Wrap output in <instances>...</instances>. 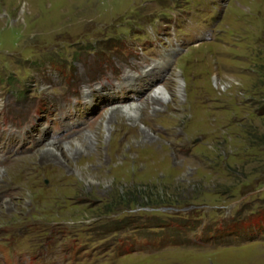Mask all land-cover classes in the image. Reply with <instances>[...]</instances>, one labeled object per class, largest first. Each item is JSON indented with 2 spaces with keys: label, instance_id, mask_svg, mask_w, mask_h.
Instances as JSON below:
<instances>
[{
  "label": "rangeland",
  "instance_id": "rangeland-1",
  "mask_svg": "<svg viewBox=\"0 0 264 264\" xmlns=\"http://www.w3.org/2000/svg\"><path fill=\"white\" fill-rule=\"evenodd\" d=\"M158 68L138 90L106 85ZM99 84L93 119L52 140L57 100ZM155 84L169 93L150 105ZM134 101L136 124L109 117ZM9 124L33 147L0 160L7 257L264 264V0H0Z\"/></svg>",
  "mask_w": 264,
  "mask_h": 264
},
{
  "label": "bare ground",
  "instance_id": "bare-ground-1",
  "mask_svg": "<svg viewBox=\"0 0 264 264\" xmlns=\"http://www.w3.org/2000/svg\"><path fill=\"white\" fill-rule=\"evenodd\" d=\"M166 61V60H165ZM166 63L164 62L162 65L164 66ZM168 64V63H167ZM145 70V69H144ZM149 70H151V69H149ZM134 75V74H133ZM129 80H130V78H129ZM150 82H152V81H150ZM132 87H134L133 85H132ZM168 93H169V89L166 87V85H154V88L153 89H151L147 94H146V99L144 100V102L145 101H147V102H150V105H152V104H154V103H156V102H161V98L163 99L166 95H168ZM163 101V100H162ZM139 105H142V103H138V101H134V102H132V103H127V104H125V105H123V106H116V107H114L112 110H110V112H109V117L111 118H115V117H117V114L116 113H118V115H120L121 114V116L123 117V118H125V119H127L128 121H131L132 123H134V124H136V121H138V120H141V118H143V117H141L142 115H143V113H144V115H146V114H148V112H145V108L144 109H142L141 110V108H139ZM119 109H120V111H119ZM107 110V109H106ZM142 111H144V112H142ZM120 113V114H119ZM120 116V117H121ZM121 120H122V118H121ZM44 130V129H43ZM142 133V132H141ZM145 134H146V132H144ZM45 135V134H44ZM144 135V134H143ZM98 137V136H97ZM145 137H149V136H147V135H145ZM58 137L56 136V137H54V138H52V140H56ZM49 144H51V145H49ZM48 144V147H46L43 151H42V153H41V155H40V158L42 159V160H50V158H51V155L52 156H57L58 154H57V152L59 151L60 153L62 152V150H61V148H59L58 146H55V145H53L51 142ZM76 145H78V143H75ZM81 145V144H80ZM69 148H73V144H70V147ZM87 149V148H86ZM65 150V149H64ZM86 155H88V153L87 154H85V152H83L81 155H80V157L81 156H86ZM70 158V157H69ZM57 158H55V160H56ZM71 160V159H70ZM47 161V162H48ZM57 161H58V163H60L59 162V159H57ZM61 161V160H60ZM50 164H52V163H50ZM56 164V163H55ZM70 164V163H69ZM77 168V167H76ZM84 167H80V168H78L79 170H82ZM84 173H86V170H84V172H82V174H84ZM95 173H93V174H89V173H86L85 174V176L86 177H88L90 180H95V178H96V174L94 175ZM82 177V176H81ZM12 194H15V193H13L12 192Z\"/></svg>",
  "mask_w": 264,
  "mask_h": 264
}]
</instances>
